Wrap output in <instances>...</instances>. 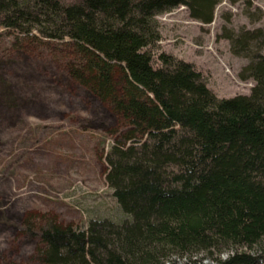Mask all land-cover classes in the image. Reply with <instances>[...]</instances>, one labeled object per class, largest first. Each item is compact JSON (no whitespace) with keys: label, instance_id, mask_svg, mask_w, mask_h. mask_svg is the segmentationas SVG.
<instances>
[{"label":"trees","instance_id":"trees-1","mask_svg":"<svg viewBox=\"0 0 264 264\" xmlns=\"http://www.w3.org/2000/svg\"><path fill=\"white\" fill-rule=\"evenodd\" d=\"M221 2L0 0V31L56 45L61 77L118 127L104 156L116 209L28 228L38 264H264V29L227 37L249 96L220 99L195 65L151 50L160 16L185 7L210 25Z\"/></svg>","mask_w":264,"mask_h":264},{"label":"rangeland","instance_id":"rangeland-1","mask_svg":"<svg viewBox=\"0 0 264 264\" xmlns=\"http://www.w3.org/2000/svg\"><path fill=\"white\" fill-rule=\"evenodd\" d=\"M158 22L155 61L165 53L195 65L220 99L251 94L254 82L240 78L248 61L231 53L227 37L264 29V0H222L210 25L185 7ZM55 46L0 31V264H38L40 240L28 228L36 233L52 221L86 227L91 213L116 209L104 156L117 121L61 77L65 63Z\"/></svg>","mask_w":264,"mask_h":264},{"label":"bare ground","instance_id":"bare-ground-1","mask_svg":"<svg viewBox=\"0 0 264 264\" xmlns=\"http://www.w3.org/2000/svg\"><path fill=\"white\" fill-rule=\"evenodd\" d=\"M72 118V117H71Z\"/></svg>","mask_w":264,"mask_h":264}]
</instances>
